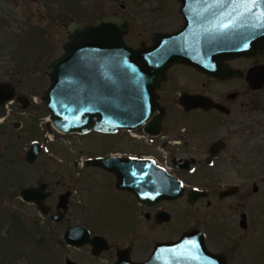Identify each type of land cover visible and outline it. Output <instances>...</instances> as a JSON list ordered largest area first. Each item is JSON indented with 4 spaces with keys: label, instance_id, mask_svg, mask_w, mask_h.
Wrapping results in <instances>:
<instances>
[{
    "label": "rangeland",
    "instance_id": "rangeland-1",
    "mask_svg": "<svg viewBox=\"0 0 264 264\" xmlns=\"http://www.w3.org/2000/svg\"><path fill=\"white\" fill-rule=\"evenodd\" d=\"M179 7L178 0H0V83L14 85L16 96L22 94L31 100L25 109L16 96L0 105V264H69L67 258L80 264L104 263L95 259L89 246L73 249L62 236L66 226L73 224L111 237L128 227L124 222L127 207L112 203L113 180L87 167L85 160L108 152H138L141 148L134 142L133 147L126 146V141L136 138L130 135L112 141L95 132L64 134L54 128L50 112L41 101V93L49 85L45 68L63 54L68 39L66 25L73 19L98 24L104 15L117 11L130 23L126 41L137 47L142 41L150 44L156 31L179 29ZM258 107L257 122H246L240 128L245 129L244 138L248 139L244 145L253 143L258 150L256 165L251 159L244 168L256 167L260 179H264V106ZM14 121L21 122L19 128ZM35 141L42 143L43 149L34 163H28L26 152ZM238 167L242 166L223 167L228 181L239 180ZM96 173V182L90 183L87 177L95 178ZM41 182L49 183L52 197L47 203L53 209L58 194L73 190L64 223L47 222L48 218L33 204L18 197L22 188ZM259 184L258 192L251 188V195L232 198L225 207L222 205L223 209L218 204L220 208L209 213L206 208L196 207L191 208L194 214L185 215L181 200L180 217L177 212L179 218L165 225L164 233L158 236L175 237L199 218L212 220L218 223L217 231L228 232L217 237L236 243L233 264H264V182ZM101 211L105 214L99 217ZM241 212L252 222L247 231L234 228L233 221L240 218ZM145 228L142 224V231ZM142 244V251L135 249V258L148 253L150 242Z\"/></svg>",
    "mask_w": 264,
    "mask_h": 264
},
{
    "label": "water",
    "instance_id": "water-1",
    "mask_svg": "<svg viewBox=\"0 0 264 264\" xmlns=\"http://www.w3.org/2000/svg\"><path fill=\"white\" fill-rule=\"evenodd\" d=\"M182 25L167 32L156 31L152 41L130 45L125 36L130 23L118 14L104 15L98 24L71 20L66 29L68 39L63 54L46 68L49 85L41 93L43 106L50 112L53 126L64 134L89 131L115 133L119 129L143 127L148 135H158L163 117L159 90L170 68L185 64L208 75L239 73L226 68L224 62L243 56L264 55V0H178ZM264 64L252 68L248 77L261 87ZM16 96L14 86L0 83V105ZM17 100L27 108L31 100L19 94ZM184 97V96H183ZM197 97V96H191ZM185 98V97H184ZM185 102V101H184ZM161 112V113H160ZM21 122L15 121L19 128ZM43 149L33 142L25 160L34 163ZM86 166H100L117 174L116 186L132 191L143 203L156 204L173 200L184 193L179 179L149 159H123L118 156L90 157ZM48 183L25 187L24 200L34 202L46 214L49 206ZM230 189L224 195L232 193ZM71 191L60 195L59 208L66 211ZM205 194L194 189L191 199ZM169 221L170 212L165 211ZM53 218L57 221L62 216ZM70 245L90 244L98 255L110 248L102 235L91 236L80 224L70 225L64 234ZM69 263L77 264L69 260ZM18 264V263H15ZM112 264H229L224 253H213L199 228L185 231L178 239L158 242L150 257L134 261L128 250H120Z\"/></svg>",
    "mask_w": 264,
    "mask_h": 264
},
{
    "label": "flooded vegetation",
    "instance_id": "flooded-vegetation-1",
    "mask_svg": "<svg viewBox=\"0 0 264 264\" xmlns=\"http://www.w3.org/2000/svg\"><path fill=\"white\" fill-rule=\"evenodd\" d=\"M114 13L120 16L117 11H113L110 14ZM224 64L226 68H232L239 71V73L224 72L219 76H213L185 64L174 65L170 68L168 78L159 90L160 103L163 107V117L159 125L160 133L158 135H147L144 128H140L138 137L131 138L132 141H126V146L131 145L133 147L134 143L140 146L139 148L141 149L138 152L128 150V152L124 153L108 152L95 156H118L123 159L153 160L156 165L165 169L171 176L179 179L184 186V193L181 197L173 200H160L156 204H148L140 202L132 191L119 189L116 186L118 177L115 172L100 166L89 167L94 169V171L101 172L103 176L108 177L111 181L113 180L114 184L111 185L114 190L112 203L115 206L127 207L126 220L124 222L128 227L125 231H121L113 237L107 235L106 232L98 234L90 231L92 236H104L110 245L109 249L102 250L98 255L92 253L90 244L81 246H89L95 259L103 260V264H112L117 261L120 250L129 249L132 260L144 261L150 257L156 243L176 240L185 231L199 228L204 232L208 249L213 253H224L229 264H233L232 255L236 251V243L233 241L231 243L224 242L220 237H217L216 235L224 237L228 232L217 231L218 223L212 220L205 222L202 218L195 219L196 221L192 226L184 229L175 237L160 238L158 236V234L164 233L165 225H168L174 218L180 217L181 200H183L181 202L185 203V206H183L185 215L186 213L194 214L191 208L196 207L206 208V212L209 213L220 208L218 204L221 205L220 209H223L228 200L237 196L245 198L248 194L251 195V188L255 193L258 192L259 183L261 181L264 182V179H260L259 170L256 167L244 168L245 164L249 165L251 159L253 165L257 163L258 159L255 154L258 150L253 143L244 145V140L247 137L244 138L243 130L245 129L240 128V125L246 122H257L258 106H264V83L260 82L261 87H254L255 83L248 77L252 68L264 64V55L257 54L250 57L234 58L226 60ZM257 75L260 79L264 78L263 73H258ZM242 114L244 116L239 117ZM91 132L100 134L112 141L119 137L130 138L122 130H118L115 133ZM240 135L242 136L239 138ZM142 146L147 147L148 151H143ZM227 164L242 166L237 168L238 181L227 180V173L222 170ZM97 178V173L95 178L87 177L89 181L91 180L90 183L93 182V184ZM42 183L45 182L34 186H40ZM22 189L18 195L22 202L33 204L41 215H45L48 218L47 222L54 224L64 223L74 195L73 190L68 189L65 191H71L66 211L61 210L58 206L62 193L58 194V202L53 209L47 203V199L52 197V191L49 189L48 183L46 189L48 196L45 202L50 209L48 213L44 214L34 202H29L22 198ZM194 189L204 191L205 194L196 199H191L189 193ZM230 189L233 191L232 193L223 194ZM166 205H169V207H166ZM104 208L106 210L108 205L106 204ZM165 211L170 212L171 218L169 221L164 220L162 214ZM177 212L179 217L176 215ZM104 214L101 211L99 217ZM53 216H62V219L57 221ZM104 218L107 217L104 216ZM142 224L146 226L144 231L141 229ZM233 224L234 228L237 227L247 231L252 222L249 216L247 217L244 212H241L240 218L233 221ZM227 225L229 224L227 223ZM69 226H66L65 231ZM65 231L62 235L65 244L73 249H80L81 247L70 245L65 241ZM230 233L234 235L235 232ZM131 240L132 242H130ZM144 242H150L151 246L148 253L135 258L133 256L135 249L142 251L144 248L142 243ZM69 260L67 258V263H69ZM73 262L80 264L75 260Z\"/></svg>",
    "mask_w": 264,
    "mask_h": 264
}]
</instances>
